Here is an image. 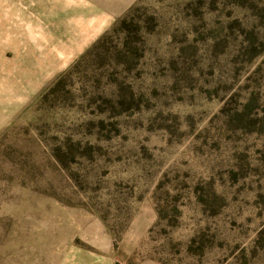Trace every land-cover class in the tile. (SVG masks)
<instances>
[{
	"label": "rangeland",
	"instance_id": "rangeland-1",
	"mask_svg": "<svg viewBox=\"0 0 264 264\" xmlns=\"http://www.w3.org/2000/svg\"><path fill=\"white\" fill-rule=\"evenodd\" d=\"M0 264H264V0H0Z\"/></svg>",
	"mask_w": 264,
	"mask_h": 264
}]
</instances>
